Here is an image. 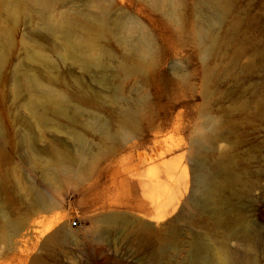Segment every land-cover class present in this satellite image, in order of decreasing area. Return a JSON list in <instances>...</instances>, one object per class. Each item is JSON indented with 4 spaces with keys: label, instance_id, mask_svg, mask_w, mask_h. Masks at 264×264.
<instances>
[{
    "label": "rangeland",
    "instance_id": "rangeland-1",
    "mask_svg": "<svg viewBox=\"0 0 264 264\" xmlns=\"http://www.w3.org/2000/svg\"><path fill=\"white\" fill-rule=\"evenodd\" d=\"M7 1L0 264H194L196 242L208 264L220 246L264 264V0H218L211 24L201 0H176L175 17L152 0ZM100 7L93 47L66 56L56 22L74 18L69 40H83ZM32 74L65 113L25 84ZM61 157L71 174L52 179ZM200 168L217 186L204 208Z\"/></svg>",
    "mask_w": 264,
    "mask_h": 264
},
{
    "label": "bare ground",
    "instance_id": "bare-ground-1",
    "mask_svg": "<svg viewBox=\"0 0 264 264\" xmlns=\"http://www.w3.org/2000/svg\"><path fill=\"white\" fill-rule=\"evenodd\" d=\"M16 0H8L9 3H14ZM158 4L163 2H168L171 6L169 14L170 16L175 17L177 12L173 4H175L176 0H152ZM38 3H47L48 0H37ZM202 4L210 10V14L206 17L208 23H213L220 16L221 7L220 2L218 0H201ZM15 6V4H14ZM87 21L89 22V26L86 27L87 37L83 40H74L70 41L69 36L73 33L72 27L74 26V18L73 20L70 16H63L59 22H56L54 28L59 30L61 34L67 40L66 46V56H76L83 55L86 51L91 49L95 43V39L101 35L104 29L107 26V17L105 9L100 7L99 10L93 14H88L86 16ZM206 34L205 31H201V35ZM73 35V34H72ZM71 37V36H70ZM145 42V37L140 34L138 36V42L134 47L135 53H140L147 50L143 43ZM98 58V57H97ZM99 60V59H98ZM25 84L28 87H38L40 89L41 94L49 101L54 102L58 105V108L61 112L65 113V98L59 94H55L51 89L46 88L41 85L40 80L35 75H30L25 79ZM33 112L40 117L37 112V109L34 108ZM132 113H129V120L132 118ZM127 118V117H126ZM203 149L204 145H200ZM57 157V156H56ZM63 157L59 160H55L54 164H51V178L52 179H61L71 174L70 167L62 161ZM58 159V158H57ZM81 165V164H80ZM202 163H199L201 167ZM197 182L195 183V195L193 196V201L198 203V207L204 208L206 205L210 204L214 199L217 198V186L214 183L213 174L211 171L200 168L197 170ZM36 198L38 203L44 207L45 209H52V205L49 203V200L45 193L38 191L36 193ZM111 221V219L102 220L103 224H107ZM203 248L205 246L202 243L196 242L193 246V255L192 259L194 264H208L207 259L202 254ZM218 261L221 264H252L253 258L250 254H242L241 256L227 248H223L220 246L218 249Z\"/></svg>",
    "mask_w": 264,
    "mask_h": 264
},
{
    "label": "built area",
    "instance_id": "built-area-1",
    "mask_svg": "<svg viewBox=\"0 0 264 264\" xmlns=\"http://www.w3.org/2000/svg\"><path fill=\"white\" fill-rule=\"evenodd\" d=\"M76 224H77L76 222H73V223H72V226H73V227H75V226H76Z\"/></svg>",
    "mask_w": 264,
    "mask_h": 264
}]
</instances>
